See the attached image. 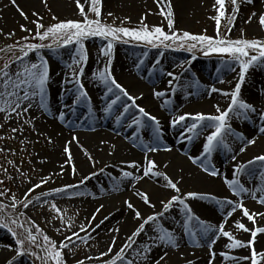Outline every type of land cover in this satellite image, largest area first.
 I'll list each match as a JSON object with an SVG mask.
<instances>
[{"label": "bare ground", "instance_id": "6f19581e", "mask_svg": "<svg viewBox=\"0 0 264 264\" xmlns=\"http://www.w3.org/2000/svg\"><path fill=\"white\" fill-rule=\"evenodd\" d=\"M43 2L45 0H15V4H13L12 0H0V36L4 37L12 27H16L21 21L26 20L21 15V11L27 18L36 16L40 12ZM52 2L57 14L61 17L78 18L81 16L75 0H52ZM89 2L80 0V3L84 5V11ZM107 3H113V6L131 13L155 12L164 16L161 14V5H158L157 0H107ZM218 7L215 5V0H171V10L176 23L178 21L186 22L187 17L194 13L208 15L217 13ZM164 8L167 11V5H164ZM241 8L242 10L253 8L256 10L255 12L261 14L264 11V0H252L251 3H248V0H242L238 4V10ZM251 25L248 29L249 32L263 35L264 26L259 22ZM84 47L87 52V60L79 66L73 64V58L77 56V51H47L41 54L47 60L49 68V81L45 93L48 111L44 112L34 106L24 115L31 119L34 127L41 131L43 137V152L35 158V163L40 169L39 179L48 181L42 184L45 189L43 192L50 193L54 197L70 199L83 207L87 229L84 233L90 237L101 236L103 239L101 252L106 251L113 237H116V244L110 256L114 255L126 243L127 237L140 223L134 218V212L127 207L125 201L131 202L142 216H146L161 210L160 200L177 194L174 190L166 188L165 181L160 178L132 180V178L124 179L122 177V171H131L134 176L142 175L143 166L146 164L145 149L142 148V144L159 148V151L155 153H148V157L156 162L159 171L166 173L177 183L182 193L198 192L215 195L221 199L228 198L234 201L238 199L223 183V177L232 178L234 164L247 162L254 156L264 153V135L258 131L260 126H264V121L259 119V113L264 111V75H262L264 65H261L260 70L256 69V65L251 67L241 85L240 98L252 104L257 109L256 113H252L249 120L237 119L234 116L230 120L231 127L236 133H242L246 138L255 139L256 143L249 146L244 153H240L241 141L236 136L228 135L226 143L232 147L233 152L229 153L220 148L212 154L211 161L220 176L211 177L202 171L199 163H192L189 157L200 156L206 136L214 129L208 128L199 133L192 141H188L186 136L189 134L184 132L185 125L182 123L174 127L171 121L185 113L215 115L217 114L215 105H219L221 110L226 109L230 103V97L222 96L219 92L211 93L212 81L210 80H218L213 87L231 92L234 90L235 84L239 82L240 69L235 68L231 62L197 65L194 61L191 64L186 62L176 68L175 59L171 57L165 58L166 60L161 62L154 61L152 69L149 70L145 65L142 66L135 61L140 58L136 52H124L113 47L111 55L105 56L101 50L106 48V45L97 46L84 42ZM68 53L71 54L69 61L63 59ZM29 59L32 62H39L35 61L33 55H30ZM108 60H111L110 70L117 82L124 86L131 95L138 97L137 104L144 107L160 121L161 131L158 141L155 139V125L151 121L145 120L144 126L140 127L139 131L135 125L127 126L132 116L137 114L136 109L127 113L119 123L115 119L116 115L122 111L119 105L114 106L111 113L104 112L108 102V97L105 96L106 89L93 77V73L103 70ZM153 60L144 59L147 61L146 64ZM188 64L194 67H189ZM81 66L83 75L79 79L83 83L89 99L74 103L78 94L76 92L78 85L73 80L72 74L74 69ZM186 66L189 67V70L183 71ZM195 66H198L199 70H203L209 76L203 78L201 73H193L192 68H196ZM169 72L173 73L175 79L167 75ZM159 78H162V82L158 86L155 85V82ZM170 80L173 81L172 84H169ZM258 81H260V85H258ZM149 84H153V86ZM154 91H163L166 95L156 97L153 95ZM164 100H169L170 103L164 105ZM60 111L65 113L63 120L59 119ZM190 122L187 121V123ZM130 132L132 134L126 138V134ZM73 137L77 139L74 140ZM169 142H178L180 146L178 152L188 150V153L185 156H180L179 153H168L170 151L160 149V146ZM66 146L71 153L70 161L68 154L64 152ZM233 154L237 157L236 161L231 159ZM89 156H91V160ZM132 162H135L140 168L129 167L128 165ZM253 168L257 169L254 176L240 177L241 182L250 189H255L261 183L258 178V165H254ZM92 173H96V175L81 184V181L85 177L91 176ZM70 185L76 187H67ZM114 185H119L118 190ZM66 187V193L57 194L53 191ZM137 191L147 192L152 203L156 205L155 209L144 205L142 199L136 195ZM73 193L83 194L74 195ZM259 195L260 193H257V196ZM187 203L190 204L193 212L206 222L218 226L223 221L225 211H221L213 201L188 199ZM243 203L250 212H264V206L259 205L251 197L243 198ZM101 205H103L102 208ZM98 208L100 211L97 213ZM94 213H96V218L92 220ZM183 219L184 213L178 206L162 218L161 223L176 235L179 247L172 248L164 245L153 247V250L148 254L150 260L154 262L165 251H167V256L160 264H188V261H191L192 264H210V261L211 264H233L232 261H226L220 255L221 252H227L229 255L237 257L250 256V248L228 249L225 245L230 241L221 237L217 239L211 250L216 253L213 259L206 239L201 240V246H196L183 232ZM101 221L104 222L101 224ZM236 221L245 224L249 229L264 227V218L257 216L254 225L246 217H243L241 210L234 212L231 217L227 218L225 230L230 231L236 239L244 243L251 239L250 232L238 230L235 227ZM97 224H100L99 228H95ZM115 229H119V231L117 232ZM152 235L153 233L147 230L146 226V232L136 238V244L127 250L128 258L136 260V264H147L146 261L135 256L134 250L142 251L141 246L145 242L151 243L148 238ZM254 247L258 253L264 252V233L257 235ZM107 258L109 257L101 259ZM85 264H100V260L87 259ZM240 264H251V261L241 260ZM261 264H264V261H261Z\"/></svg>", "mask_w": 264, "mask_h": 264}, {"label": "snow or ice", "instance_id": "6c2138e0", "mask_svg": "<svg viewBox=\"0 0 264 264\" xmlns=\"http://www.w3.org/2000/svg\"><path fill=\"white\" fill-rule=\"evenodd\" d=\"M46 2V0H45ZM80 14L84 17L83 21L76 20H66L59 21L45 26L39 21H33L36 25V31L33 40H39L40 43H26L24 45H19L20 55H15V48L17 45H8L6 48H0V53H13L12 57L6 60L2 66H0V113H4L5 120L11 119L12 114L16 117H22L27 114L31 108L34 106L38 109L47 112L48 105L45 102L46 85L49 81V68L47 60L40 55L42 49L55 50L61 46L76 45L77 46V56L73 58L74 65H82L87 60V52L84 47V40L89 37H101L108 41L106 48L102 49V53L105 56H110L117 42L121 43H143L146 46L151 47H169L170 43H179L180 47L187 45V51H193L197 47L203 50L204 55H210L213 53L226 54L230 58L231 62H237L239 64V75L238 80L235 84V88L231 92L222 91L215 87H212L210 92H219L222 96L230 97V103L228 107L221 110L219 105H215L217 114H204V113H185L184 115H179L172 119V126H178L184 124V132L189 135L186 136L188 141H192L196 136L199 135L200 131L204 128L214 129L205 138V142L202 147L200 156L189 157L192 163H199L202 171L211 177L220 176L219 171L216 166L211 161L212 154L217 149H224L227 152H233L232 147L226 143V138L228 135L236 136L242 143L239 147V152L244 153L249 146L256 143L255 139L246 138L242 133H236L230 124L231 118L234 116L237 119L249 120L251 119V114L256 113L257 109L250 103L244 101L240 98L241 85L245 81V75L251 67L254 65H264V40L259 39H230L225 38L220 35V24L221 18L225 16V3L226 0H215V5L217 8L218 15L214 17L217 26L216 36H209L206 34H192L184 31L182 34H178L176 31L172 30L166 33L162 27L154 26L151 29L147 24L143 22L144 18L141 19L140 27L138 28H128L124 27L123 21H121V26H114L113 24L103 23L100 19L101 16V0H90L91 7L90 12L95 14V19H90L88 14L84 11V5L80 3V0H75ZM86 3L89 0H85ZM252 0H248L251 3ZM15 4V0H12ZM158 5H161V14L167 19L168 28L173 29L174 20L173 12L171 10V0H157ZM229 3L233 6H237V0H229ZM164 5H167V11H165ZM19 10V6L17 5ZM238 10V6L233 8L235 13ZM21 15L27 19V16L21 11ZM35 15V13H34ZM108 15H112L109 13ZM255 15V14H254ZM53 19H57L53 17ZM234 15L228 17V23L234 24ZM250 22V21H249ZM259 23L264 26V14L259 16ZM21 29L26 32H30V29L25 28L23 25ZM232 29L227 28L226 31L230 32ZM14 35V33H9V36ZM25 41L29 37L23 38ZM50 39L52 44H45L44 41ZM33 53L38 58L37 62H32L29 59V54ZM254 53V54H253ZM146 55V53H145ZM195 59V56H193ZM143 63V61H141ZM111 60L105 65L103 70L93 73V77L99 81L100 84L106 89L105 96L108 97V102L104 108L105 113H111L114 106L119 105L122 111L116 115L115 119L117 123L129 113L132 109H136L137 114L133 115L128 127L133 125L137 126V131L140 127L144 126L145 120L151 121L155 127V139L158 141L160 139V121L156 116L151 115L144 107L137 104L138 97H135L129 93V91L117 82L116 78L112 75L110 70ZM13 65L16 67V71H11ZM71 67V65H70ZM139 67V65H137ZM229 67L231 65L229 64ZM73 80L78 85L76 92L78 93L75 97L74 103H79L82 100L87 101L89 99L88 93L84 88L83 83L78 78L83 75V67H78V69L73 70ZM168 76H173L172 72L167 73ZM223 82V81H221ZM173 81L170 80L169 84ZM174 91V89H173ZM153 95L156 97H164L166 95L163 91H154ZM164 105L170 103L169 100H164ZM91 111V109H89ZM65 118V113L63 111L59 112V119L63 120ZM259 119L264 121V111L259 113ZM187 121H191L187 123ZM25 123H31V120H26ZM19 129L13 128V132H17ZM259 133L264 135V126H260L258 129ZM182 132V135H184ZM76 140V137H73ZM145 149V161L146 164L143 166L142 175L134 176L131 171H122V177L124 179L132 178V180H140L144 178H160L165 181L164 186L168 189L174 190L175 193L166 198L160 200L161 205L160 211H154L151 214L142 216L141 212L137 210L131 202L125 201L127 207L134 212V218L140 223L127 237L126 243L117 251L114 255L113 248L116 244V237H113L111 243L109 244L106 251L100 253L98 257H87L88 260H100V264H136V260L130 259L127 256V250L131 249L134 244H136V238L141 236L147 230L153 233L149 236L148 240L151 243L145 242L141 247L142 251L134 250L135 256L142 261H146L147 264H160L161 261L167 256V251L164 252L154 262L149 259L148 254L153 250V247L164 245L166 247L178 248L179 243L177 241L176 235L173 231L169 230L164 224L161 223L162 218L165 217L174 207H179L180 211L184 213V219L182 223L183 232L186 233L192 243L196 246H201V240H207V247L210 250V255L214 259L216 253L211 251L213 245L216 244L217 239L224 237L227 238L230 243L225 245L228 249L236 248H250V256L237 257L229 255L227 252H221L220 255L226 261H232L233 264H240L241 260H250L251 264H261L264 261V252L258 253L254 247L256 242V237L260 233H264V227H255L254 229H249L245 224L236 221L235 227L238 230H243L244 232H250L251 239L244 243L239 239H236L230 231L225 230V222L227 218L231 217L237 210L242 211L243 217H246L254 225L256 224V217L260 216L264 218V212H250L243 203V198L251 197L255 199L256 202L264 206V153L254 156L252 159L243 163H236L233 165L232 178L223 177V183L231 190L232 194L237 197V200H232L228 198H217L215 195L204 194L198 192H188L186 194L181 192V189L177 186L166 173L158 170V165L155 161L148 157V153H155L159 151L158 147H151L148 144L141 145ZM170 151L171 149H165ZM64 152L68 154L69 161L71 160V153L69 148L66 146ZM91 160V156H89ZM231 159L236 161L237 157L235 154L232 155ZM258 165V178L261 181L260 184L256 186L255 189H250L241 182V176H254L257 169L252 166ZM133 169H139L140 166L135 162L128 165ZM166 167V166H165ZM103 171V169H101ZM73 172L75 173V167L73 166ZM96 173H92L91 176H87L81 181V184L85 180H89ZM47 179H42L40 184L34 185L32 188L28 189L25 193V199L22 202L23 207L27 209L29 205L33 204L32 199H28V193L39 188L41 184L47 183ZM2 183V181H0ZM76 187V186H67ZM66 188H57L53 191L57 194L66 193ZM118 190L119 185H114ZM257 193H260L257 196ZM4 192H0V196H4ZM74 195H82L83 193H73ZM42 196L47 197L50 193H42ZM136 195L142 199L144 205L149 208L155 209L156 205L152 203L150 195L147 192L137 191ZM37 201L40 197L35 198ZM188 199H198V200H210L219 206L221 211H225L223 221L219 225H213L212 223L206 222L201 219L198 215L193 212L192 207L187 203ZM44 203H48L47 200ZM17 207V201L15 196L12 198V202L5 205L0 202V227L7 229L15 240V248L8 246L10 250L15 252V256L7 261V264H15V260L19 256L31 255L35 260L40 261V264H67L65 258V249L69 252V243L72 242V237L83 240L84 238L79 235V232H73L71 236H66L65 240L69 243H65L63 240L57 242L52 240L44 231L35 224V221H31L30 218L24 222H21L19 217L24 216V213H19L18 217L13 219V211ZM52 209L59 212L60 209L57 208L56 204L52 203L50 205ZM101 208L103 205L100 206ZM13 210V211H9ZM100 208L96 210L98 213ZM96 213L93 214L92 220H95ZM62 219V218H61ZM107 219V217H105ZM104 221H101L102 224ZM70 228L71 225H68ZM100 224H97L95 228H99ZM93 228V231H95ZM33 229L35 231H33ZM87 229L84 225L80 226V232H85ZM59 231V229H57ZM119 231V229H115ZM210 234H212L210 236ZM103 257H109L107 259H101ZM259 257V259H258ZM76 264H85L84 260H77ZM188 264H192L188 261ZM211 264V261H210Z\"/></svg>", "mask_w": 264, "mask_h": 264}, {"label": "rangeland", "instance_id": "374dc122", "mask_svg": "<svg viewBox=\"0 0 264 264\" xmlns=\"http://www.w3.org/2000/svg\"><path fill=\"white\" fill-rule=\"evenodd\" d=\"M240 1L242 2V0H237V6ZM237 6L231 5L229 1L226 0L224 9L225 16L221 18L220 35L222 37L230 38L233 40L241 37L246 39L264 40V33L263 35H258L252 34L248 31L251 24L259 22V16L261 14H264V11L259 14L255 12L256 10H254L253 8H244L243 10L241 8L234 13L233 8ZM90 7L91 4L89 2L85 13L88 14L90 19H95V14L89 11ZM100 8L101 21L103 23L113 24L114 26H121V21H123L124 23L122 26L124 27L138 28L140 27L141 19L144 18L143 22L147 24L150 29L154 26H159L169 34L172 30H174L178 34H182L184 31H187L192 34H206L215 37L217 32V26L214 17L218 15V12L211 15L205 13H194L193 15L191 14V16L187 17L186 22H174L173 29L170 30L168 28L166 17L156 14L155 12L131 13L130 11L121 10L116 6H113V3L108 4L107 0H101ZM109 13H111L112 15H108ZM233 15L235 17L234 24L230 25L228 23V17H232ZM53 17H56L57 19H53ZM83 19L84 17L82 15L78 18L59 16L55 10V5L52 0H46V2L42 3L40 12L36 16H32L31 18H27L26 20L21 21L18 26L12 27L11 31L7 32L4 37L2 35V37L0 36V48H6V46L8 45H17V47L15 48V55H20L21 53L19 52V45H24L26 43H40L39 40L32 39L36 31V25L35 23H33V21H39L46 28L49 25L58 22V20L83 21ZM22 25L25 28L30 29L31 31H23L21 29ZM227 28H231L232 30L230 32H227ZM9 33H14V35L9 36ZM26 36L29 37L27 41L23 39ZM48 41L49 39H46L44 43ZM84 42L97 46L107 45L108 43L106 39L101 37H89L84 40ZM168 43H170L169 47H151L146 46L142 42H117L114 44V47H117V49H121L124 52H136L137 55H139L138 57L140 58H137L135 61L139 62L142 66L145 65L149 68V70L152 69L154 61L161 62L163 60H166L165 58L171 57L175 59L174 63L176 68L181 67L186 62H189L191 64L192 61L196 62L197 65L203 63L231 62L230 58H228L226 54L213 53L206 56L204 55L203 50L197 49L199 47L190 52L186 50L187 45H185L184 47H180L179 43ZM63 50H72L73 52H75L77 51V46L74 44L61 46L59 48H56L54 51L61 52ZM47 51L50 52L53 50L47 48L42 49L40 51V55ZM12 55L13 53L11 52L7 53V55H5L4 53H0V66H2L6 60L11 58ZM30 55H33L35 61H38V58L35 54L30 53L29 56ZM193 56H195V59H193ZM70 57L71 54L68 53L64 56L63 59L69 61ZM146 58L154 60L149 64H146L147 61H144V59ZM141 61H143V63H141ZM231 63H233L235 68H239V64L237 62ZM189 67L194 66L189 65ZM189 67L187 68L186 66L185 68H183V71L189 70ZM195 67L196 68H192L193 73H201L203 78H207L209 76L204 73L203 70H199L197 68L198 66ZM260 67V64L256 65L257 70H260ZM11 71H16L15 65H13ZM227 73L229 74V72ZM262 75H264V73ZM210 81H212V87L215 86V84H217L218 82L217 79ZM161 82L162 78H159L158 80H156L155 85L157 84L159 86ZM257 83L258 85L261 84L260 81H258ZM151 85L153 86V84ZM258 87L261 88V86ZM26 120L31 119L27 118L25 115L18 118L15 114H12L11 119L5 120L4 113H0V181H2V183H0V192L5 193L4 196H0V202L8 205L12 202L13 196H15L17 207L14 211L9 209V211H13L12 218L15 219L18 217L19 213H24V216L19 217L21 222H24L29 218L31 221H35V224L39 225L44 233H46L52 240L56 241L57 245H59V242L62 240L65 243H69L65 240V237L71 236L73 232H79V235L84 239L81 240L77 239L76 237H72V242L69 243V249H71V251L69 252L67 249L64 250L67 264H76L77 260L85 261L87 260V257H94L99 255L103 249V239L101 238V236L94 235L90 237L87 236V234H85L84 232H80L81 225H84L86 227L84 209L80 204L70 199L66 200L62 197L59 198L51 195H48L47 197L42 196L41 194L45 193L43 192L45 191V189L41 184L39 188H36L34 191L28 193L27 198L32 199L33 204L29 205L27 209L23 207L22 202L25 199V193H27L28 189L32 188L34 185L41 183V180L39 179L40 169L35 163V158L42 154L44 147L41 131L34 127L32 121L31 123H25ZM13 128H17L19 130L17 132H13ZM207 129L208 128H204L202 131H200V133ZM130 134L132 133H127L126 138H128L127 136H130ZM160 149H173L168 153H179L180 156H185L188 153V150L181 153L178 152L180 150L178 142H169L164 146H160ZM36 197H40V200L37 201L35 199ZM45 200H47L48 203H44ZM52 203L56 204L57 208L60 209L59 212H56L50 207ZM68 225H71V227L69 228ZM57 229H59V231H57ZM33 231L35 230L33 229ZM8 246L15 248V240L7 231V229L0 227V254L3 253L0 257V264H7V261L15 256V252L10 250ZM15 264H40V261L35 260L31 255H23L16 258Z\"/></svg>", "mask_w": 264, "mask_h": 264}, {"label": "trees", "instance_id": "16d2710c", "mask_svg": "<svg viewBox=\"0 0 264 264\" xmlns=\"http://www.w3.org/2000/svg\"><path fill=\"white\" fill-rule=\"evenodd\" d=\"M45 44H52V41L49 39V41L46 42Z\"/></svg>", "mask_w": 264, "mask_h": 264}]
</instances>
